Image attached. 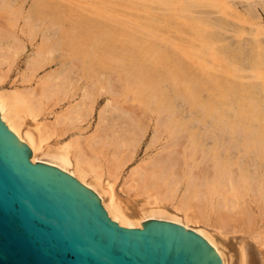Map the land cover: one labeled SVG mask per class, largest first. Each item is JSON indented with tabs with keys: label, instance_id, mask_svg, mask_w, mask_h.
Returning a JSON list of instances; mask_svg holds the SVG:
<instances>
[{
	"label": "bare ground",
	"instance_id": "1",
	"mask_svg": "<svg viewBox=\"0 0 264 264\" xmlns=\"http://www.w3.org/2000/svg\"><path fill=\"white\" fill-rule=\"evenodd\" d=\"M182 1L186 2L181 5L186 10L218 2L228 16L239 21L244 16L226 0ZM26 2L0 0V119L31 148L30 162L59 168L91 189L101 198L111 221L123 228L143 229L142 222L148 220L171 222L204 237L220 255L222 264H264L262 42L231 44L236 48L225 51L221 57L209 50L216 42L212 39L190 46L174 44L168 38L165 39L169 45L138 41V35H156L158 30L148 31L136 25L128 30L127 50L134 49L131 54L138 59L133 63L141 74L131 75L136 81L133 84L121 85L115 78L103 84L102 74L117 71L106 68L100 56L86 50L88 33L82 26L60 19L59 39L66 48L59 57L60 68L32 83L36 72L51 63V56L60 47L59 41L54 40L57 32L51 33L49 28L45 44L28 59L30 72L22 79L26 85L20 87L13 81L14 88H5L3 84L15 58L26 48L20 33L28 32L30 40L33 38L30 36L40 31L42 22L48 18L54 22L51 0H33L29 10ZM162 3L169 5L165 17L171 24L177 25L170 21L177 16L184 18L178 25L180 39L185 43L188 33L207 32L204 22L173 12L170 9L173 0ZM255 3L264 7V0ZM221 7L217 8L224 12ZM22 18L25 26L20 28ZM217 20L216 24L223 27L227 24L236 33H247L233 21ZM204 21L215 26L205 18ZM72 29L75 31L71 32ZM131 54L129 57L133 58ZM67 56L71 58L69 61ZM239 67L251 69L256 81H243ZM155 70L160 79L155 78ZM166 82L175 85L183 82L179 93L192 105L201 107L202 115L215 118V126L227 134L216 138V147L217 140L224 141L221 149L209 147L214 138L207 133L174 131L173 142H163L165 134L169 135V129L174 127L168 125L166 114L169 98ZM101 96L105 97L106 105L98 111V123L90 134L86 132L90 126L85 123ZM151 112H159L160 116L149 149L157 142L161 146L157 154L147 155L125 178L122 185L128 195L125 201L118 198L116 184L150 128Z\"/></svg>",
	"mask_w": 264,
	"mask_h": 264
},
{
	"label": "water",
	"instance_id": "2",
	"mask_svg": "<svg viewBox=\"0 0 264 264\" xmlns=\"http://www.w3.org/2000/svg\"><path fill=\"white\" fill-rule=\"evenodd\" d=\"M31 156L0 119V264H222L204 237L181 225L119 226L95 192Z\"/></svg>",
	"mask_w": 264,
	"mask_h": 264
},
{
	"label": "rangeland",
	"instance_id": "3",
	"mask_svg": "<svg viewBox=\"0 0 264 264\" xmlns=\"http://www.w3.org/2000/svg\"><path fill=\"white\" fill-rule=\"evenodd\" d=\"M40 1L46 2L47 0ZM162 1L163 0H51V4L55 9H53L55 12L52 14L54 22L49 18L48 21L42 22L43 25L40 31L38 30L35 33V36H30V38H36L35 41L33 38L29 40V35H27L28 32L20 33L21 39L26 43V48L15 58L16 60L11 68L10 74L6 79V82L3 84L4 87L14 88L15 84L13 81H17L16 84L20 87L26 85L22 82V79L24 74L30 72L27 69L28 59L33 52H36L40 45L45 44V34L46 32H49V28H51V33L54 31L57 32L56 37L58 40L55 38L54 40L59 41L60 47H58V50L56 51V57L51 56L53 57L51 63L36 72L35 79L32 83L35 81H41V79L49 72H53L60 68L61 60L59 57L64 55V52L66 51V48L63 47L62 39H59V34L62 33L60 19L69 20L74 24L82 26L84 32L88 33L86 50L94 52L97 56H100V59H103L102 65L106 68L117 71H109L102 74L101 81H103V84H107L106 81L110 78H115L121 85L133 84L136 81H134L135 78L131 75L135 73L141 74L140 69L134 65L135 63H133L134 59H138L136 55L131 54L134 49L130 47L127 50L130 46L128 30L136 25L144 27L148 31L154 29L158 30V34L156 35H138V41L147 40L158 42L163 45H169L170 42L165 39L168 38L174 44L182 43L181 45L190 46L198 43L200 40L210 42L212 39L216 42H213L209 46V50L216 51L221 57H224V53H226L225 51H233L236 48H233L231 44L237 46L239 43L241 46H244L252 40H259L263 44L264 53V7L260 4L255 5L257 4L255 2H261V0H226L230 5L233 6L234 4V9L235 7H238L237 9L244 14V16L241 15L242 21H239L237 17L228 16L225 12L226 9L221 7L218 2L215 4H207L206 6L190 7L189 10H186L181 6L186 3L185 1L173 0L174 4L172 8H170L173 12H179V14L182 13L185 16L190 17L189 20L194 19L204 22L207 26L206 33H188L186 36L187 43L180 39V26L178 25L184 20V18L177 16L173 20H170L176 22L177 25L171 24L169 19L165 17V12L169 10V5L162 3ZM32 3L33 0H27V10H29ZM217 7H221L224 12ZM204 18L215 26L211 27L208 25L204 21ZM218 18L225 19L227 22L228 20L233 21L234 24L241 29H246L247 33H236L235 31H232L231 26H228L227 24L226 27H223V24H216V22H219L217 20ZM20 24V28L25 26V20L23 18L20 20ZM184 25L188 26L185 23ZM27 28L28 26H26V29ZM70 31L73 32L75 29ZM209 33H211V37ZM84 43H86L85 38ZM227 46L228 50H226ZM146 51L150 54L149 49ZM258 52L261 53V48H259ZM130 54L133 55V58L129 57ZM66 59L69 61L71 58L67 56ZM207 61L211 60L208 58ZM243 67L238 68V71L242 74L243 81L247 83L256 81L251 69L245 70ZM153 73L155 78L160 79L161 75H159L156 70ZM83 82H85V80ZM164 85L167 86V89L169 90L166 110V114L169 118L168 125H173L174 127L173 129H169V135L165 134L163 142H173L176 134H182L183 131L195 132L197 134L207 133L210 137L214 138L209 141L211 142L209 147L221 149L224 141L217 140L219 144L216 147V138L218 135H227L226 132H223V128L218 129L215 126V118L212 119L211 116L202 115L201 107L192 105L188 98L179 93L178 89L183 87L184 83L180 82L175 85L166 82ZM171 86L176 88L173 89ZM202 98H205L204 95H202ZM68 101L70 100L65 102ZM105 105V97H99L96 104V110L90 117L89 124L85 123L87 124L86 126H90V128L86 130L87 133H94L93 131L98 123V111L101 110L102 107H105ZM58 109H61V107ZM151 114L152 118L149 121L150 128L146 135L143 136L134 158L125 166L122 172V177L116 184L118 198L125 201L128 198V195L122 190L125 178L129 175L134 166L147 159V155L157 154L159 152V147L161 146V142H157L155 143V146L149 149L155 134L156 122L160 116L159 112H151ZM174 131L177 133L171 135ZM67 138L68 137L65 139ZM184 138L187 139V137ZM255 212H257V209H255Z\"/></svg>",
	"mask_w": 264,
	"mask_h": 264
}]
</instances>
